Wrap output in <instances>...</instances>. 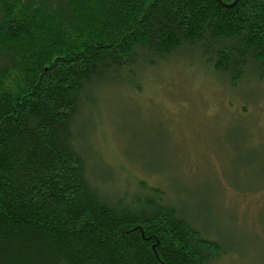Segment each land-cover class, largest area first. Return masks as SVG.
I'll list each match as a JSON object with an SVG mask.
<instances>
[{"label": "trees", "instance_id": "16d2710c", "mask_svg": "<svg viewBox=\"0 0 264 264\" xmlns=\"http://www.w3.org/2000/svg\"><path fill=\"white\" fill-rule=\"evenodd\" d=\"M185 48L263 81L264 0H0V264L223 258L161 189L102 191L77 131L96 87Z\"/></svg>", "mask_w": 264, "mask_h": 264}, {"label": "rangeland", "instance_id": "374dc122", "mask_svg": "<svg viewBox=\"0 0 264 264\" xmlns=\"http://www.w3.org/2000/svg\"><path fill=\"white\" fill-rule=\"evenodd\" d=\"M93 98L77 131L94 184L113 197L161 189L220 241L214 264H264V80L234 87L185 48Z\"/></svg>", "mask_w": 264, "mask_h": 264}, {"label": "water", "instance_id": "95a60500", "mask_svg": "<svg viewBox=\"0 0 264 264\" xmlns=\"http://www.w3.org/2000/svg\"><path fill=\"white\" fill-rule=\"evenodd\" d=\"M236 2H237V0H236Z\"/></svg>", "mask_w": 264, "mask_h": 264}, {"label": "bare ground", "instance_id": "6f19581e", "mask_svg": "<svg viewBox=\"0 0 264 264\" xmlns=\"http://www.w3.org/2000/svg\"><path fill=\"white\" fill-rule=\"evenodd\" d=\"M234 5V4H233Z\"/></svg>", "mask_w": 264, "mask_h": 264}]
</instances>
